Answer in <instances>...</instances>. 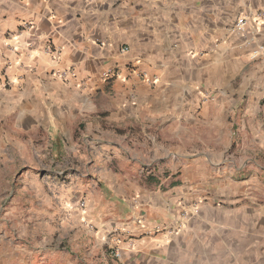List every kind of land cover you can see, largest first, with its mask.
Instances as JSON below:
<instances>
[{"label":"crops","instance_id":"obj_1","mask_svg":"<svg viewBox=\"0 0 264 264\" xmlns=\"http://www.w3.org/2000/svg\"><path fill=\"white\" fill-rule=\"evenodd\" d=\"M0 121L86 203L0 264H264V0H0Z\"/></svg>","mask_w":264,"mask_h":264},{"label":"rangeland","instance_id":"obj_2","mask_svg":"<svg viewBox=\"0 0 264 264\" xmlns=\"http://www.w3.org/2000/svg\"><path fill=\"white\" fill-rule=\"evenodd\" d=\"M27 143L25 134L0 121L1 252L10 250L7 246L10 238L15 248L21 245L23 249L27 245L24 240L27 225L31 228L30 225H35L37 220L44 221V231L52 229L50 235L56 236L59 221L69 218L75 202L81 210L85 209L81 207L82 203L86 206L84 195H75L71 185L76 166L83 169L84 164L69 159L55 161L47 156L37 160ZM39 150L48 153L49 148Z\"/></svg>","mask_w":264,"mask_h":264},{"label":"built area","instance_id":"obj_3","mask_svg":"<svg viewBox=\"0 0 264 264\" xmlns=\"http://www.w3.org/2000/svg\"><path fill=\"white\" fill-rule=\"evenodd\" d=\"M245 26H246V19L244 17H240L236 20L233 28H232V31L237 34V35H241L242 33H244V30H245ZM127 51V48H123L122 49V52H126ZM56 76L58 78H60L61 80L65 81V80H68V79H73L75 78V73L70 71V70H65V71H61V72H58L56 73ZM118 76V73L116 70H112V69H108V70H105L102 74H101V79L104 81V82H108V81H111V80H114L116 77ZM81 207H85V204L82 203ZM187 218V213L186 212H183L181 214V219L182 220H185ZM181 225V224H180ZM179 227H177V231H178ZM157 230V229H156ZM118 233V232H117ZM117 233H113L112 236H113V241L114 242H118L120 239L118 238V235ZM124 233L126 234H130L126 231H124ZM172 233V232H170ZM129 242H132V240H130ZM111 255L115 258L119 257V252L113 248L112 251H111Z\"/></svg>","mask_w":264,"mask_h":264}]
</instances>
